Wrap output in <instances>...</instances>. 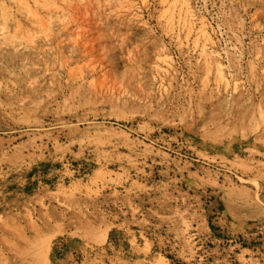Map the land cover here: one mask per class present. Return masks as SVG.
I'll return each mask as SVG.
<instances>
[{
  "label": "rangeland",
  "instance_id": "obj_1",
  "mask_svg": "<svg viewBox=\"0 0 264 264\" xmlns=\"http://www.w3.org/2000/svg\"><path fill=\"white\" fill-rule=\"evenodd\" d=\"M0 264H264V0H0Z\"/></svg>",
  "mask_w": 264,
  "mask_h": 264
}]
</instances>
